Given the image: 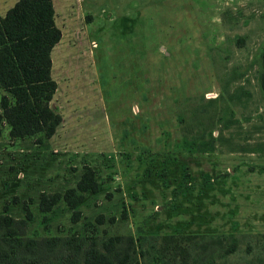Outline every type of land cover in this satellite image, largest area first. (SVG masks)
I'll return each instance as SVG.
<instances>
[{
    "label": "rangeland",
    "instance_id": "rangeland-1",
    "mask_svg": "<svg viewBox=\"0 0 264 264\" xmlns=\"http://www.w3.org/2000/svg\"><path fill=\"white\" fill-rule=\"evenodd\" d=\"M15 1L0 0V15ZM53 5L61 121L23 137L2 122L0 212L28 206L35 236L147 235L146 264L166 233L195 234L169 264H264V0ZM86 164L99 189L79 219L62 199L42 212L40 192L75 186Z\"/></svg>",
    "mask_w": 264,
    "mask_h": 264
},
{
    "label": "trees",
    "instance_id": "trees-1",
    "mask_svg": "<svg viewBox=\"0 0 264 264\" xmlns=\"http://www.w3.org/2000/svg\"><path fill=\"white\" fill-rule=\"evenodd\" d=\"M60 37L53 0H16L0 15V87L5 89L0 96V134L3 121L8 123L9 134L13 137L39 131L47 136L54 133L61 115L50 104L57 87L51 75V50ZM261 61L264 95V43ZM199 146L206 147L207 144ZM98 189L95 170L86 164L75 186H69L63 192L41 191L39 208L42 212L50 211L62 199L72 209V219L76 221L80 217L78 205L83 201L84 193ZM25 210L23 217L13 216L6 206L0 212V264H146L140 257L149 252L143 247L147 235L112 234L102 239L101 245L96 234L88 237L77 232L29 235L26 226L32 213L28 206ZM194 237L195 234H162V246L151 243L155 248L152 252L154 262L169 264L177 254L183 257L189 246L178 240ZM153 239L155 241L157 236ZM210 262L217 264L213 260Z\"/></svg>",
    "mask_w": 264,
    "mask_h": 264
}]
</instances>
